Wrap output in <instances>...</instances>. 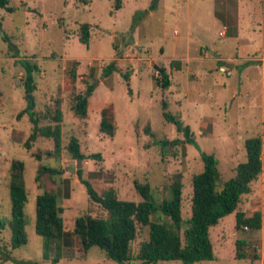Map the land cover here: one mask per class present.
I'll use <instances>...</instances> for the list:
<instances>
[{
    "label": "rangeland",
    "instance_id": "obj_1",
    "mask_svg": "<svg viewBox=\"0 0 264 264\" xmlns=\"http://www.w3.org/2000/svg\"><path fill=\"white\" fill-rule=\"evenodd\" d=\"M87 1L9 0L7 7H0V218L9 214L8 169L13 159L24 163L28 195L27 243L12 248L8 229L0 230V264L52 263L54 241L44 258L43 239L34 230L35 197L44 187L57 192L66 232L61 257L54 264H118L96 246L84 251L72 231L74 220L82 214L107 215L89 199L77 170L97 193L113 188L119 199L135 202L140 200L135 180L148 183L160 201L179 175L186 224L192 177L203 170V153L217 160L218 189L246 159L247 138H261L264 161V0ZM85 23L87 44L78 39L79 27ZM24 60L38 67L31 96L39 125H53L41 116L47 108L52 114L58 100L59 158L46 154L53 148L50 138L38 137L29 150L23 147L32 131L27 114L17 118L30 96L23 86ZM110 65L112 71L105 76ZM162 72L169 80L166 89L161 87ZM88 85L93 91L87 118L79 120L70 107ZM162 100L171 115L189 126L192 143L164 119ZM108 105L115 124L111 137L99 131V112ZM71 136L78 138L85 156L79 168L78 159L67 151ZM175 139L180 142L168 144L162 155L158 141ZM36 151L40 160L32 155ZM41 164L59 171L53 182L42 177L43 187L35 181ZM70 167L76 171H69ZM237 210L246 216L260 210L261 228L236 230L235 212L225 215L209 228L214 259L197 264H264V162ZM147 239L148 227L140 226L131 243L133 252Z\"/></svg>",
    "mask_w": 264,
    "mask_h": 264
},
{
    "label": "trees",
    "instance_id": "obj_2",
    "mask_svg": "<svg viewBox=\"0 0 264 264\" xmlns=\"http://www.w3.org/2000/svg\"><path fill=\"white\" fill-rule=\"evenodd\" d=\"M9 0H0V7H7ZM87 4V0H80ZM6 39V36H4ZM80 42L87 44L89 39V25L82 24L79 27ZM14 46L13 43H10ZM24 69L23 86L25 89L27 105L17 114V118L23 114L28 115L32 124V131L23 141V147L29 150L32 143L38 137L50 138L53 141L52 150L46 151L49 156L59 158L61 145V121L62 112L55 100L53 113L47 108L42 113V119H51L53 125H39L40 116L33 110L34 103L31 93L35 89L34 72L38 70L35 64L24 60L21 62ZM112 71V66H107L104 75ZM161 87L169 86L168 76L162 72ZM93 91V86L88 85L85 92L74 97L70 109L74 117L86 120L88 97ZM161 107L166 121L173 123L177 132L183 133L186 141L192 143L193 137L189 126L183 123L167 111V103L162 100ZM99 117V131L111 137L115 130L112 107H103ZM262 133L264 135V101L262 116ZM180 140L170 142L159 140L162 155L166 154L168 144L176 145ZM246 159L237 164L235 175L225 181L222 187H216L219 172L217 160L212 154L201 155L203 170L192 177V195L190 217L183 223L182 219V183L177 175L167 187V196L157 201L151 187L146 182L134 181V188L140 198L138 202L122 200L117 197L113 188H107L97 193L92 185L80 177L79 180L86 187L89 199L99 204L106 212V217H94L90 214H82L74 220L73 233L81 241L84 251L96 246L104 254L117 261L118 264H156L158 261L178 260L183 264H197L201 261L213 260V246L209 237V228L227 214L235 212L236 230L257 231L261 228V211L255 210L250 216L237 210L241 197L250 191V184L258 178L261 172L263 160L261 158L262 140L259 136H252L244 142ZM67 151L74 159H84L80 152L78 138L71 136ZM36 160L41 159L39 151L33 152ZM91 156L99 157V154ZM59 171L56 168L39 165L36 170L35 181L39 187H43L40 179L44 176L54 181V176ZM8 194L9 214L0 218V230L7 228L9 231L10 245L12 248L23 247L27 243L25 226L28 217L25 212L27 202V189L24 180V163L20 159H13L8 169ZM61 208L57 204V192L53 188H43L35 197V233L43 239L42 254L48 258L50 243L54 241V264L61 257L62 242L65 236L63 219L60 215ZM148 227V239L140 241L133 252L131 243L138 236L139 227ZM26 264H36L26 261Z\"/></svg>",
    "mask_w": 264,
    "mask_h": 264
},
{
    "label": "water",
    "instance_id": "obj_3",
    "mask_svg": "<svg viewBox=\"0 0 264 264\" xmlns=\"http://www.w3.org/2000/svg\"><path fill=\"white\" fill-rule=\"evenodd\" d=\"M154 68H155V69H158L156 66H155ZM160 72H161V70H160ZM77 161H78V162H77V164H76V168H79V167H80V159H78ZM68 170L71 171V172L76 171V169H75V168H72V167L68 168Z\"/></svg>",
    "mask_w": 264,
    "mask_h": 264
},
{
    "label": "crops",
    "instance_id": "obj_4",
    "mask_svg": "<svg viewBox=\"0 0 264 264\" xmlns=\"http://www.w3.org/2000/svg\"><path fill=\"white\" fill-rule=\"evenodd\" d=\"M263 101H264V99L262 100V102H261V105L263 106Z\"/></svg>",
    "mask_w": 264,
    "mask_h": 264
}]
</instances>
